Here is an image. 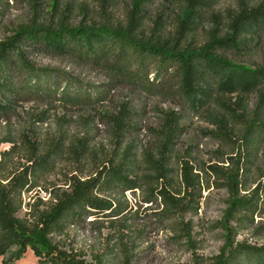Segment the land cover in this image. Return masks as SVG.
Wrapping results in <instances>:
<instances>
[{
  "label": "trees",
  "instance_id": "obj_1",
  "mask_svg": "<svg viewBox=\"0 0 264 264\" xmlns=\"http://www.w3.org/2000/svg\"><path fill=\"white\" fill-rule=\"evenodd\" d=\"M148 1L133 0L124 24L115 26H72L63 21L46 25L35 20L19 26L0 42V115L12 110L14 100L23 94L57 95L46 83L56 82L54 71L34 69L27 60L26 51L32 48L93 63L115 81L122 80L183 109L202 111L215 126L212 135L216 139L236 141L245 147V153L239 151L237 158L220 161L227 166L199 167L178 157L175 146L182 131V115L175 110L159 111V124L150 129L153 142L138 150L127 140L136 125L130 104L123 102L109 117L115 130V163L108 161L84 180L70 177L66 190H57L47 208L36 213L30 210L27 218L20 216L27 207L22 195L37 187V173L51 169L53 158L64 147L28 157L31 165L9 177L1 175L5 160L0 161L1 264H14L28 250L36 264H140L138 245L130 238L127 225L131 209L121 200L125 192L136 190L147 192L140 203L156 207L154 215L167 223L170 240H183L178 247L190 254L191 264H264V243L258 246L236 240L240 232L255 233L264 225L262 221L255 224V218L264 216V168L258 169V177L251 181L255 187L250 189L245 167L251 164L253 147L264 141V64L248 68L227 56L241 50L247 37H264V0L253 4L239 0L236 10L228 12L225 19L210 13L213 29L202 45L189 39L206 18L211 0H164L178 4L170 32L162 14L145 28L142 11ZM56 7L57 3L53 7L57 11ZM69 85L58 94L59 101L72 106L97 101L96 95L86 91H69ZM253 96L256 101L249 109L248 100ZM210 180L215 188L225 189L228 197L216 223L223 233V245L218 254L205 258L196 252L192 222H176L175 218L197 214L203 186L208 189ZM107 191L115 193V200L101 197ZM90 216L115 219V243L107 252L95 253L88 262L78 251L52 243L50 237L60 235L65 222H84Z\"/></svg>",
  "mask_w": 264,
  "mask_h": 264
},
{
  "label": "rangeland",
  "instance_id": "obj_2",
  "mask_svg": "<svg viewBox=\"0 0 264 264\" xmlns=\"http://www.w3.org/2000/svg\"><path fill=\"white\" fill-rule=\"evenodd\" d=\"M239 0H211L206 18L197 26L189 39L194 45H202L213 29L210 13L220 14L222 19L227 13L234 12ZM250 4L263 0H243ZM57 3V11L53 8ZM133 0H0V42L11 37L14 31L31 21L58 24L61 21L72 26L79 24H107L115 26L124 24L126 14L132 7ZM176 2L150 0L144 5L142 14L144 26L148 30L158 14L167 31H173L175 17L178 13ZM166 17V18H165ZM168 33V32H167ZM247 43L237 53H228L234 62L248 68L264 64V37L246 38ZM26 58L38 70L54 71L58 77L56 82L48 80L47 86L54 87L56 94L37 96L33 93L19 96L12 104L8 113L0 115V161L4 158L3 177L20 173L23 168L31 165L27 158L40 156L47 150L63 146L64 150L53 158L51 169L38 172L35 177L36 188L22 195L24 207L20 216L28 217V213H36L47 208L51 195L57 190H66L70 177L82 180L93 177L97 169L108 161L115 163V130L109 123V117L121 103L130 104L133 123L136 128L130 131L128 141L138 150L153 142L150 129L159 124V111L175 110L182 115L181 135L175 146L178 157L190 159L194 165L216 164L227 166L220 161L227 157H238L239 151L245 153V147L237 142L216 139L212 132L215 126L207 122L202 111L197 113L183 109L171 102H164L159 97H152L141 88L116 80L101 66L82 62L72 57L55 56L27 49ZM152 74L148 76L152 78ZM16 82L18 81L15 78ZM62 79V80H61ZM65 80V82H64ZM69 82L68 90L75 89L96 95L97 101L87 105H68L59 101V93ZM52 91V90H51ZM227 98V97H226ZM2 100V99H0ZM234 101V100H233ZM255 97H250L248 107L255 104ZM240 130L239 126H236ZM11 141L7 142V141ZM238 145L240 147H238ZM71 147V148H69ZM86 148V150H84ZM248 169V187L253 189L251 182L258 177V169L264 168V141L253 147L251 164ZM210 180L209 188L203 186L200 209L196 215L176 217V222L191 221V233L197 243L196 252L210 258L218 254L223 245V233L216 227L226 207L227 192L217 189ZM147 192L136 190L125 192L121 199L132 217L127 225L131 229L130 238L138 245L140 264H191V256L183 248L178 247L183 240H170L172 234L167 223L155 216L158 210L153 205H142L140 202ZM101 197L115 200L114 192H106ZM147 207V208H146ZM150 209V210H149ZM112 220V221H111ZM264 216L255 218V224ZM115 219L87 217L84 222H65L60 235L53 234V244L66 249H73L84 255L90 262L95 253L107 252L108 247L115 243ZM237 241H246L251 245L264 243V225L258 232L242 231ZM2 258H0L1 264ZM14 264H36V259L28 250L23 258Z\"/></svg>",
  "mask_w": 264,
  "mask_h": 264
}]
</instances>
